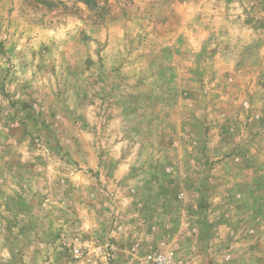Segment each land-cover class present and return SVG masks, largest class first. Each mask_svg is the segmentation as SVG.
Segmentation results:
<instances>
[{
    "label": "rangeland",
    "instance_id": "1",
    "mask_svg": "<svg viewBox=\"0 0 264 264\" xmlns=\"http://www.w3.org/2000/svg\"><path fill=\"white\" fill-rule=\"evenodd\" d=\"M0 264H264V0H0Z\"/></svg>",
    "mask_w": 264,
    "mask_h": 264
}]
</instances>
